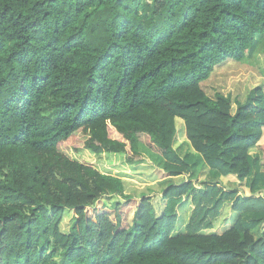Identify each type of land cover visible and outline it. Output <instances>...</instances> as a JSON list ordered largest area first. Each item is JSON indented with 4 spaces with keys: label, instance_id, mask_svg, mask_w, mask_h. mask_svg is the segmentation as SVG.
Here are the masks:
<instances>
[{
    "label": "trees",
    "instance_id": "obj_1",
    "mask_svg": "<svg viewBox=\"0 0 264 264\" xmlns=\"http://www.w3.org/2000/svg\"><path fill=\"white\" fill-rule=\"evenodd\" d=\"M262 43L264 0H0V264H264V81L204 87Z\"/></svg>",
    "mask_w": 264,
    "mask_h": 264
},
{
    "label": "rangeland",
    "instance_id": "obj_2",
    "mask_svg": "<svg viewBox=\"0 0 264 264\" xmlns=\"http://www.w3.org/2000/svg\"><path fill=\"white\" fill-rule=\"evenodd\" d=\"M257 52L262 53V56H259V59L264 60V43L260 44L259 49ZM249 61V60H248ZM246 62L245 64H238L236 66H232L231 68L224 69L222 71L216 72L212 75V78L204 83V87L206 88L207 94L215 98L217 94L221 93L224 95H231L234 100H236L237 97H240V99H243V96L245 95L246 88L249 83V78L251 75H256L258 78V82L264 81V69H261L260 66L253 61V59L249 62ZM183 137L180 136V139L178 140V144L182 143ZM141 147V153L144 155L146 163L150 164L152 163L158 168L163 167V160L162 158L149 151L144 146ZM180 153L184 159H186L187 162L192 163V173L187 177H180V178H173V179H167L164 182L159 181V179L156 177L155 172L150 173V169H147L145 166L144 170L142 172H139L138 175H141V178L144 180V182H140V185L137 184V186L134 187V193L136 196L139 195L140 192H146L148 194L151 193V195H155V192L161 191L162 187L165 188L168 184H180L184 182L185 180L189 179H196L198 174L201 171V167L203 165V160L199 155L192 154L188 148V146L185 144L181 150ZM121 172V171H120ZM120 175L123 178L131 179L132 181H138L136 176L132 174L131 172H122ZM215 175V180L217 179V182L222 184L223 186H234L232 184V181H229V179L225 177L219 176L215 171H212L208 178L211 180L214 179L213 176ZM209 183V182H208ZM141 187V189H139ZM241 192H244V190L241 188ZM260 195H263L261 193ZM186 203L182 204L185 206ZM193 206L192 204L188 207L189 213L192 212ZM228 216V209L226 208L224 210V214L222 215L221 219L216 223V226L218 227V230L223 227V223ZM229 217V216H228ZM189 218V214H187L186 219H184V222H186ZM184 225H181L178 228L179 232H184ZM177 231V232H178ZM253 234L256 235V237H259L260 234L256 230H252Z\"/></svg>",
    "mask_w": 264,
    "mask_h": 264
}]
</instances>
